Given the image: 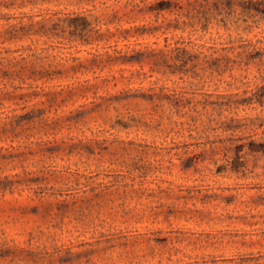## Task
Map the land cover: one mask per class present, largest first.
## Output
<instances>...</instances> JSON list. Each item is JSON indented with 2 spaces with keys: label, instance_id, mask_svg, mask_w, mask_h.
<instances>
[{
  "label": "rangeland",
  "instance_id": "obj_1",
  "mask_svg": "<svg viewBox=\"0 0 264 264\" xmlns=\"http://www.w3.org/2000/svg\"><path fill=\"white\" fill-rule=\"evenodd\" d=\"M227 0H0V264H264V20Z\"/></svg>",
  "mask_w": 264,
  "mask_h": 264
},
{
  "label": "trees",
  "instance_id": "obj_2",
  "mask_svg": "<svg viewBox=\"0 0 264 264\" xmlns=\"http://www.w3.org/2000/svg\"><path fill=\"white\" fill-rule=\"evenodd\" d=\"M227 7H233V1L227 0ZM236 5L242 12L259 15L264 20V0H237Z\"/></svg>",
  "mask_w": 264,
  "mask_h": 264
}]
</instances>
